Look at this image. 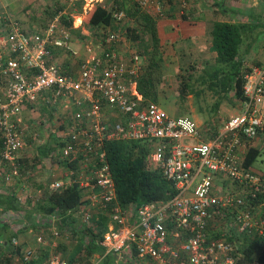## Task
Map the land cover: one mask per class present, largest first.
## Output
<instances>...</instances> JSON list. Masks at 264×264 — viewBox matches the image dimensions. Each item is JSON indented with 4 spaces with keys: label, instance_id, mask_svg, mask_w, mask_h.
I'll use <instances>...</instances> for the list:
<instances>
[{
    "label": "built area",
    "instance_id": "1",
    "mask_svg": "<svg viewBox=\"0 0 264 264\" xmlns=\"http://www.w3.org/2000/svg\"><path fill=\"white\" fill-rule=\"evenodd\" d=\"M175 1L178 13L184 14L188 0ZM82 2L88 13L103 0ZM136 3L148 14H163L164 0ZM112 16L117 27L108 29L104 45L100 42V55L93 54L86 40L87 55L75 71L54 59L56 49L67 50L71 42L69 29L57 16L40 34H29L10 21L0 35V181L9 185L21 177L18 158L27 147L19 128L23 108L46 102L52 110L68 101L77 109L62 122L61 139L49 152L50 159L66 164L61 162L64 177L53 174L47 188L77 184L83 200L70 211L67 223L55 215H37L33 244L0 233V264H33L40 252L45 254L43 264H99L97 258L68 260L57 250L79 236L86 246V228L99 215L108 219L106 231L96 239L102 256H134L142 264H264L238 260V242L227 239L224 219L225 213L233 216L229 232L264 235V170L244 164L247 144L254 145L264 131V62L243 76L242 97L236 99L240 112L217 126H201L142 96L137 89L141 55L131 48L127 57L119 56L113 45L124 40L126 15L114 10ZM52 114H43V126L46 121L59 126L50 120ZM52 133L56 139V131ZM115 140L146 143L148 167L161 171L174 194L138 207L120 205L105 147ZM17 198L24 203L22 195ZM9 220L0 218V230ZM212 231H217L213 237Z\"/></svg>",
    "mask_w": 264,
    "mask_h": 264
},
{
    "label": "trees",
    "instance_id": "2",
    "mask_svg": "<svg viewBox=\"0 0 264 264\" xmlns=\"http://www.w3.org/2000/svg\"><path fill=\"white\" fill-rule=\"evenodd\" d=\"M135 9H133V12H127L134 24H124V34L128 39L135 42L137 47L140 46V55H144L146 60V64L142 65V72L137 81V89L145 99L156 101L158 87L162 80L160 67L162 62L161 44L154 26V19L147 13L140 12L138 7ZM114 10H121L118 4L110 7L97 4L88 18L87 23L90 32H93V35H96L95 39L98 38V41L103 45L108 29H116L117 27L112 16ZM65 23L70 25L67 19H65ZM104 27L109 28L106 31ZM254 27V23L240 21L218 20L212 23L210 50L212 51L211 60L214 63V68L213 70L211 68V71L209 70L207 74L210 80L217 84L223 92H231L235 99H241L243 76L252 66L243 65L239 48ZM195 67L193 62L190 68L194 69ZM188 73L189 79L192 74ZM187 80L183 79L178 87L177 95L181 100H184L190 92L187 87ZM105 147L117 200L120 205L138 207L147 202L165 201L174 194L173 185L165 179L161 171L148 167L146 143L132 140H115L106 142ZM44 153L46 154L43 150L41 155H45ZM259 153L260 148L248 143L244 156L245 166L252 168V164ZM22 159L23 157L20 155L18 158L19 164H21ZM69 164L74 166V163H67V165ZM15 182L9 185L2 182L0 188V218L7 217L13 220L16 213L20 215V212H24L27 225L33 227L34 231L38 227L35 222L37 215L44 218L55 215L60 217L62 222L67 223L71 217L70 211L83 203L82 190L77 184L67 186L62 190L49 191L47 183L46 188L43 187L42 190L43 197L36 200L35 204H31L30 200L21 204L17 198L18 192L15 186L17 183ZM38 212L40 213L38 214ZM224 219L228 221L225 225V230L228 231L226 232L227 239L238 242V260L245 263L255 261L262 263L264 261V235L258 236L248 232L237 235L233 231L229 232L231 226L228 224H230L233 216L228 212L225 213ZM107 220V217L99 215L98 220L93 221V226L90 225L86 228L85 233H90V241L77 259L88 261L95 255L103 253V249L98 245L96 239L100 238L101 234L106 231ZM47 226L48 223L43 225L45 228ZM72 229L74 230L73 227ZM61 245L60 243V247L57 248L58 251L63 249ZM62 251L64 253L62 256L66 259H76L74 256H68L66 250L63 249ZM44 257L45 254L40 252L37 259L42 263Z\"/></svg>",
    "mask_w": 264,
    "mask_h": 264
},
{
    "label": "crops",
    "instance_id": "3",
    "mask_svg": "<svg viewBox=\"0 0 264 264\" xmlns=\"http://www.w3.org/2000/svg\"><path fill=\"white\" fill-rule=\"evenodd\" d=\"M82 0H0V35L4 34L7 31L8 28V23L11 21H15L19 24V26L26 31L29 34H40L43 29L48 25V23L53 20L54 17H58L60 19V22L66 26L70 33H71V42L69 44V49L63 50V49H56L57 55L54 56V59L57 62H62L64 66L68 67L70 71H75L77 68V61L84 57H86L87 53L85 52L86 46L85 42L86 40L89 41L91 46H93V54L95 56L100 55V41H98V38H96V35H93V32H90L88 28V18L91 13V10L88 13H85L82 9ZM102 4L106 7H110L112 5L118 4L120 9L124 11L126 15V23L127 24H134L131 17L127 15V12H133L136 7L139 8V10H142L138 4L136 3V0H103ZM178 5L175 0H164L163 3V14L161 16L158 15H152L154 19V26L156 28L157 35L159 37V43L161 44V47L164 48V53L166 52L167 49L173 50V54L177 53V51H182L181 56H184L186 58V62L189 64L192 62L195 63V66L198 64L200 65L203 70L204 68H209L214 67L213 64L211 63L212 66L208 64V60L205 59V63L203 62H198L197 59H192V54L193 52L207 49V52L211 54L210 50V31L212 28V23L214 21H229V22H248V23H254L255 27L257 24H261L256 20V17L253 14L248 15L247 17L250 19L249 21H243L242 18V12L239 9V0H188V5L187 8L184 9V14H179L178 13ZM136 10V9H135ZM143 11V10H142ZM145 12V11H143ZM149 15V14H148ZM244 16V15H243ZM66 17V18H65ZM242 19H241V18ZM70 23V25H66L65 19ZM240 18V19H239ZM254 27V28H255ZM109 27H104V29L107 31ZM125 31V30H124ZM255 31V29L253 30ZM252 32V31H251ZM249 33V35L251 34ZM258 36L255 37L252 36L249 40H251V43L245 41L243 42L239 48V54L240 56L242 55L240 53L241 47L243 44H245L244 47V55L241 56V60L244 66L246 65H255V64H260L264 62V51L262 48L260 49H255L257 48V44L255 42L257 41ZM125 41L129 46L124 45ZM124 43V44H123ZM249 43V44H247ZM82 45L83 49L78 50L72 45ZM247 44V45H246ZM170 45L171 48H167L165 46ZM118 52L120 57H127L129 50L131 48L136 49L135 42L131 41L128 39L126 36L121 39V41L118 44L113 45ZM255 46V47H253ZM246 48V49H245ZM187 50H190L191 52L188 54ZM196 50V51H194ZM82 51V52H81ZM86 53V54H85ZM78 54V56L76 55ZM172 54V52H170ZM206 56L208 54H205ZM162 56L163 53H162ZM204 56V55H203ZM187 63V64H188ZM191 63V64H192ZM202 63V64H201ZM190 64V65H191ZM246 64V65H245ZM2 82H0V90H1V85ZM46 103V102H45ZM44 102H39L34 105H26L21 114V119L19 122V128L24 125L23 128V133L24 136H26V141H27V147L25 150H28V148L32 149L33 143L36 144L38 142V139H36V134L32 133L31 130L33 128V124L30 122V117H34V113H37L38 115H43L46 113L44 111V108H46L47 112L51 113L53 110V117L52 115L49 116L51 120L58 121L59 126L55 127L53 129V126H48L45 125L43 131H45L46 138L53 137L54 134L52 131H56L57 133V138L54 139L55 144L58 143V141L61 139V135L59 134V128H63L64 124L62 122L65 121V119L72 114L73 111L77 109V106L72 104L71 102H63L60 105H57L50 110ZM37 108V110H36ZM29 119V120H28ZM35 120V119H34ZM53 122V121H52ZM62 123V124H61ZM27 124V126H26ZM43 127V124H42ZM40 132V130H39ZM29 137V138H28ZM52 139V140H53ZM29 141V142H28ZM40 146H43L39 144ZM32 146V147H31ZM55 146V145H54ZM52 148V147H51ZM44 149L38 148L36 151L37 153H41ZM24 152V151H23ZM22 155V154H21ZM24 156V155H23ZM46 161L49 163L50 167L52 169H55L56 172L53 173H48L47 179L45 181L36 183L33 182V185L35 186L36 190H31L32 193L28 194V197L32 198L30 201L31 203H35L36 200L42 198V190L46 188L47 183L50 182V178L53 176H63V169L64 165L61 164V162H55L54 160L50 158H45ZM44 163V161L42 162ZM48 165V164H46ZM57 167V169L55 168ZM32 169L41 167V169L44 166V164L37 163L35 166H30ZM48 167V166H47ZM46 167V168H47ZM62 170V171H61ZM21 171V168H20ZM38 171V170H37ZM40 171V170H39ZM38 171V172H39ZM36 172H32V175L29 173H24L21 171V177L20 179L23 182L22 184L19 182L16 185H20V189L26 191L25 187V182H28L29 179H34L36 176ZM29 178V179H28ZM18 179V181H20ZM17 183V182H15ZM31 187V186H30ZM44 187V188H43ZM17 191V188H16ZM40 191V192H39ZM34 193V194H33ZM17 195H21V193H18ZM27 196V193L24 195V197ZM23 198V196H22ZM25 201V199H24ZM18 214V213H17ZM18 217L20 216V220H24L26 222V217L24 215V212H20V215H17ZM17 219L14 218L13 220L8 221V225H5L7 229H9V224L12 222H15L20 229L17 231V234H9V235H20L25 233L30 234L32 228H30L27 224H20V222L16 221ZM41 229L38 230V232ZM43 231H48L45 228H43ZM35 232V231H34ZM32 236V234H30ZM7 237V235H6ZM34 240V234L33 238ZM29 243V242H28ZM27 243V244H28ZM67 244H62L61 248H75L71 254H75L78 251L79 254H82L84 251V248L86 246L83 244L81 237H78V241L75 242L74 240H70V242H66ZM74 243L73 245L69 246L70 244ZM31 244V243H30ZM78 244V245H77ZM63 249H60V253H63ZM70 254V255H71ZM74 256V255H73ZM97 258V260L100 259L99 264H142L139 262L138 259L134 258H128L125 256L124 258H118L116 255L107 254L105 256L102 255H95L93 259ZM37 262L40 261H35L34 263L36 264ZM33 263V264H34Z\"/></svg>",
    "mask_w": 264,
    "mask_h": 264
},
{
    "label": "rangeland",
    "instance_id": "4",
    "mask_svg": "<svg viewBox=\"0 0 264 264\" xmlns=\"http://www.w3.org/2000/svg\"><path fill=\"white\" fill-rule=\"evenodd\" d=\"M238 10H241L242 14L244 15V16L242 15L243 21H246V20L249 21L250 19L247 16L250 14H253L256 17V20L261 23L259 25L257 24V26L254 28L255 31H252L250 35L248 34V36L244 40V43L246 40L247 42L251 43V40L249 39L252 38V36H254V39L256 36H258V39H257L258 42H255V44H257L258 46L257 48L255 46L253 47H255V49L257 50L262 48L264 51V0H239ZM140 12H143V11L140 10ZM152 15L149 14L151 18H153ZM124 24H127L126 21ZM123 26L125 27V25ZM72 46L73 47L76 46L78 50L83 49L82 45H79V44L72 45ZM165 47L166 49L171 48L170 45L165 46ZM244 47H245V44H243L240 50V53L242 55H244L245 53ZM135 48L139 53H141L140 46L139 47L136 46ZM161 50L164 55L162 56V62L160 63L162 80L158 87L157 99L155 102L159 103L169 114L175 115V116H186V117L192 118L201 126L207 125V124H214L217 126L222 120L226 119L227 117L233 114H237L240 112L239 110L240 105L239 103H237V100L233 97L232 93L223 92L217 84L213 83V81L210 80L207 74L210 68L209 70L207 68H204L203 70V68L197 64L196 67L192 69L190 68V64H187L188 62H186L185 60L186 58H184V56H181L183 55L181 50L177 51V53L175 54H173V50L167 49L165 53H164V48L161 47ZM170 52H172V54H170ZM187 52L189 54L191 51L187 50ZM205 54H208V55L206 56ZM76 55L78 56V54ZM190 55L192 56L193 60L197 59L198 62L205 63V59H207L209 61L208 64L210 66H212L211 63L213 64L211 60L212 53L209 54L206 48L203 50L193 52L192 54L190 53ZM82 58H80L77 61V63ZM141 62L143 66L146 64L144 55L143 56L141 55ZM211 68L213 70L214 67H211ZM188 72L192 74V76L189 79H188V74H189ZM183 79L185 80L188 79L187 87L188 89H190V92H188L184 100H181L180 98H178L177 91ZM47 110L46 108H44V111H46V114L49 115V112H47ZM43 116L44 115L42 114L38 115L37 113H34V117L29 118L30 122L34 123L32 125L33 128L31 132L36 134L35 137L36 139H38V142H36V144L35 143L32 144L33 145V147L31 146L32 149L28 148V150H24V152H22L23 153L22 157L24 160L22 159V162L20 164V167L24 173H29L32 175V172L34 173L36 172L37 175L35 176L33 180L28 178L29 181L25 182V185H27L25 187L26 191H24L23 189L21 190L20 185L15 184L17 188V192L21 193V195L23 196V200L25 199V203H27L28 200L32 199L28 197V194L32 193L33 190H36L35 186L33 185V182L39 183L41 182V180L43 182L47 179L49 172L53 174L54 172H56L55 169H52L50 167L49 163L45 159V158H49L50 148L51 146L55 145V142H54V139L50 137V135L48 138H46L47 135H45V131H43L45 126L42 127V124L44 123L41 120V117ZM48 124L49 122L46 121L45 125H48ZM23 128H24V125L21 126L20 129L23 130ZM22 134H24L23 131H22ZM25 138L27 137L25 136ZM41 142L45 145L40 146L39 144H41ZM253 144H254L253 146L260 148V153L257 156V158L254 160L252 164V169L257 170V171H263L264 170V131L259 135V138H257L255 140V143ZM38 148L44 149L46 154L44 153L45 155H41V153H37L36 151L38 150ZM43 161L44 163H42ZM37 163L44 164V166L46 167L48 166V167L47 168L43 167L42 169L41 167L34 168V169L30 167V166H35ZM55 168L57 169L56 166ZM37 170L38 171L40 170V171L38 172ZM21 181H22L21 179L20 181H17V184L19 182L22 184L23 182ZM1 187H2V182L0 181V188ZM26 193H27V196L24 197ZM39 213L40 212H38V214ZM17 217H18L17 214H15V218L17 219L16 221L20 222V224H27V222H25L24 220L19 219L20 216L18 218ZM213 219H214L213 220L214 222L215 218ZM216 222H217L216 224H219L220 219L216 218ZM10 226L11 228L9 229H7L5 226L4 227L2 226L1 227L2 230H0V233L3 236H6V235L8 236L9 234H17V231L20 229V227H18V225L15 222H12ZM30 228H32L31 233H30L32 234V236L25 232L21 234V236L18 235V238L22 244H27L28 242H29L28 244L30 243L33 244L32 238L34 234V229L33 227H30ZM216 234H217V231H212L210 232L209 235L213 237ZM73 244L74 243L70 244L69 246ZM74 249H77V247L75 248L74 246L72 249L65 248L64 250H66V254H68L69 256ZM79 252L81 251H78L75 254H71L70 256L74 255V257L78 258V256H80ZM36 264H43V263H41L40 261V263L37 262Z\"/></svg>",
    "mask_w": 264,
    "mask_h": 264
}]
</instances>
